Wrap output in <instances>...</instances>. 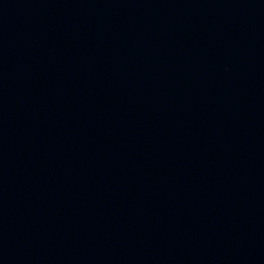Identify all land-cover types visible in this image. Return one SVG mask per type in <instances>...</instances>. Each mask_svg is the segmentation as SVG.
<instances>
[{
	"label": "water",
	"instance_id": "1",
	"mask_svg": "<svg viewBox=\"0 0 264 264\" xmlns=\"http://www.w3.org/2000/svg\"><path fill=\"white\" fill-rule=\"evenodd\" d=\"M0 264H264V0H0Z\"/></svg>",
	"mask_w": 264,
	"mask_h": 264
}]
</instances>
